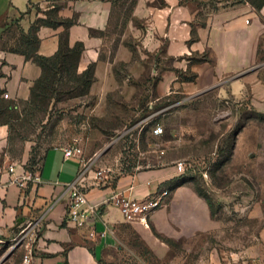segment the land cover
Segmentation results:
<instances>
[{
    "label": "crops",
    "instance_id": "0c3cea01",
    "mask_svg": "<svg viewBox=\"0 0 264 264\" xmlns=\"http://www.w3.org/2000/svg\"><path fill=\"white\" fill-rule=\"evenodd\" d=\"M55 9L61 22L38 25L37 53L51 56L61 41L69 47L82 43L77 71L92 66L93 79L88 86V94L94 98L92 113L104 115L114 94L127 106H136L138 113L139 106L157 107L159 112L213 91L220 98L247 100L251 110L264 115V59L258 57V52L264 51V3L260 7L244 3L219 11L199 29L198 41L162 52L159 39L167 29L166 17L159 9H147L144 16L149 23L133 36L152 52V62L135 54L124 41L126 34L111 38L113 0H0V35L12 20L27 33ZM204 50L211 52V60L190 59L192 52ZM186 72L193 78L180 77ZM41 73V67L24 54L0 46V89L9 97L26 99ZM6 135L7 127L0 125V250L8 246L12 253L13 248L18 252L30 243L39 264H107L123 250H135L133 239H139L156 258L165 260L175 257L171 244L197 247L220 228L208 202L197 194L185 172L177 171L180 158L170 156L168 149L160 157L157 154L159 161L150 166L99 182L79 155L65 156L63 147H51L43 154L37 178L19 185L11 179L22 175V167L16 166L11 174L1 158ZM73 182L85 192L90 205L100 207L82 224L66 216L68 186ZM114 192L139 201L157 197L160 203L149 213L147 225L128 222L109 200ZM30 222L37 228L28 241ZM23 233L26 238L15 246ZM224 257L216 251L188 253L184 262L171 264H227L230 259ZM253 261L264 264V256Z\"/></svg>",
    "mask_w": 264,
    "mask_h": 264
},
{
    "label": "rangeland",
    "instance_id": "374dc122",
    "mask_svg": "<svg viewBox=\"0 0 264 264\" xmlns=\"http://www.w3.org/2000/svg\"><path fill=\"white\" fill-rule=\"evenodd\" d=\"M262 1L113 0L110 36L117 40L126 34L124 41L135 54L152 62V52L133 36L149 23V18L144 16L147 9H159L166 17L167 29L159 39L162 52L198 41L199 29L206 27L210 16L217 12L244 3L258 6ZM50 12L48 19L61 22L56 9ZM24 37L20 25L12 20L0 35V46L10 49L23 46ZM258 53L263 60L264 51ZM190 59L211 60V52L194 51ZM180 77L193 78V74L186 72ZM84 80V76L71 68L68 73L53 76L44 90L36 89L32 94L30 91L26 99L4 98L3 91L0 92V125L7 127L1 158L5 159L7 171L13 174L15 167L21 166L22 174L35 176L46 149L74 147L79 149L77 154L84 166L95 171L99 182L112 181L122 172L156 163L168 149L170 156H178L184 163L187 180L210 205L219 230L197 247L189 245L191 251L171 244L175 257L165 260L156 258L139 239H133L135 250L127 248L107 264L182 263L188 253L205 255L215 251L223 253L229 262L234 260L232 256L252 260L250 264H254V258L261 261L264 115L251 110L247 100L220 98L209 91L159 112L157 107L153 110L139 106L138 113L136 106H127L114 94L107 112L99 116L91 111L94 98L87 93ZM155 124L162 126V135L151 134ZM238 134L240 139L236 141ZM10 167L13 172L9 171ZM10 250L8 246L1 248V264H20L24 249L15 252L13 248V253Z\"/></svg>",
    "mask_w": 264,
    "mask_h": 264
},
{
    "label": "built area",
    "instance_id": "2783aa9c",
    "mask_svg": "<svg viewBox=\"0 0 264 264\" xmlns=\"http://www.w3.org/2000/svg\"><path fill=\"white\" fill-rule=\"evenodd\" d=\"M3 97L8 98V93L3 92ZM151 134L154 136H160L163 133V128L160 124H155L151 127ZM78 148L69 147L64 148L65 156L78 155ZM177 171L184 172V163L178 161L176 163ZM10 172H13V168H9ZM37 178L36 175L32 176L29 173L22 174L20 178H13L11 182L22 185L25 181L29 179ZM166 194V192H163ZM109 200L115 205L123 218L128 222L138 221L147 225V217L151 211H153L160 203V199L157 197H152L144 201H139L136 199H131L122 196L120 193L114 192L110 196ZM100 207L98 205H90L87 201L85 192L77 185L76 182L69 184L68 186V204H67V219L76 223L82 224L84 220L90 215L95 214L99 211ZM30 226V231L32 234L27 236L28 241L32 240L35 236L36 224L33 222L28 223ZM36 227V228H35ZM26 233L20 235L16 241L15 246L21 243L24 238H26ZM252 260H246L244 258H238L231 260L227 264H250ZM20 264H39L35 261L33 257L32 247L30 243L24 246V253L22 254Z\"/></svg>",
    "mask_w": 264,
    "mask_h": 264
},
{
    "label": "trees",
    "instance_id": "16d2710c",
    "mask_svg": "<svg viewBox=\"0 0 264 264\" xmlns=\"http://www.w3.org/2000/svg\"><path fill=\"white\" fill-rule=\"evenodd\" d=\"M264 3V0L256 7H260ZM51 24L55 25L56 22L48 19H39L37 24H33L27 33L23 30L22 32L25 34L23 38L24 41L22 43L23 46H18L17 48H13V51L20 52L25 55L28 59H31L34 63L39 65L42 69V73L38 79L34 81L32 84L30 91L31 94L35 92V90H44L47 85L52 81V77L55 75H60L63 72L68 73L71 68L77 71V64L79 60V56L82 51V43H76L73 47L67 46L65 41H61L60 47L56 53L51 56H43L37 53L38 46V37L36 35V30L39 24ZM35 43V47H31V44ZM82 76L85 77V84L87 85V93L88 86L93 79L92 75V66L89 65L84 71L80 72ZM192 79V78H187ZM3 90L0 89V92ZM6 123V122H4Z\"/></svg>",
    "mask_w": 264,
    "mask_h": 264
},
{
    "label": "water",
    "instance_id": "95a60500",
    "mask_svg": "<svg viewBox=\"0 0 264 264\" xmlns=\"http://www.w3.org/2000/svg\"><path fill=\"white\" fill-rule=\"evenodd\" d=\"M106 149H107V148H106ZM106 149H104V151H105ZM104 151H103V152H104Z\"/></svg>",
    "mask_w": 264,
    "mask_h": 264
}]
</instances>
